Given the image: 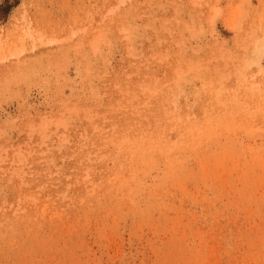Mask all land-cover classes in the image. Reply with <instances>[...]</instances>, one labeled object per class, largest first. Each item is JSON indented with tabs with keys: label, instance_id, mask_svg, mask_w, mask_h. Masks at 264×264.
Instances as JSON below:
<instances>
[{
	"label": "rangeland",
	"instance_id": "obj_1",
	"mask_svg": "<svg viewBox=\"0 0 264 264\" xmlns=\"http://www.w3.org/2000/svg\"><path fill=\"white\" fill-rule=\"evenodd\" d=\"M0 264H264V0H0Z\"/></svg>",
	"mask_w": 264,
	"mask_h": 264
}]
</instances>
